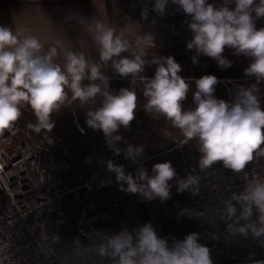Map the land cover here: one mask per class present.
I'll return each mask as SVG.
<instances>
[{
    "label": "clouds",
    "instance_id": "1",
    "mask_svg": "<svg viewBox=\"0 0 264 264\" xmlns=\"http://www.w3.org/2000/svg\"><path fill=\"white\" fill-rule=\"evenodd\" d=\"M169 3L190 17L188 28L192 39L187 42V48L195 50L191 57L194 64L202 54L213 58L221 69L231 67L232 61L223 56L227 47L234 49L235 55L251 59L244 69L246 76L254 77L257 84L264 81V27H256V20L264 18V0H222L219 5L208 0H154L151 9L163 15ZM148 13L149 4L145 3L142 19L146 20ZM79 22L94 34L99 62L89 60L82 52L65 50L61 66L54 62L58 55L56 46L44 51L37 37L30 34L21 37L11 27L0 26V135L13 128L25 105L36 118L28 127L40 133L54 128L52 115L66 104L79 100L83 106L99 96V106L86 111V124L102 131L108 145L119 154L120 149L114 145L121 136L116 133L121 127L127 129L134 119L137 94L129 88L118 92L109 89L110 79L102 68L110 64L120 77L144 81L146 111L163 116L178 128L185 143L197 141L201 171L222 162L226 169L240 173L249 162L264 158V147H261L264 109L260 106L256 84L238 88L234 100L228 102L214 96L216 76H201L194 80L195 107L184 110L183 102L192 81L178 74L182 67L173 56H153L151 63L157 65L154 77L141 76L147 63V47L153 44L151 35L138 37L133 49L123 32L117 33L103 21ZM56 44L63 48L60 41ZM129 52L128 56L121 55ZM142 153V147L128 146L125 158L135 162ZM107 170L115 173L121 190L140 194L147 200L169 199L172 187L169 182L177 177L171 162L167 161L154 164L151 174L144 167L138 168L134 175L126 174L122 165L117 166L111 160L107 162ZM244 181L242 191L232 193L223 201L221 220L226 222L229 232L246 237L251 234L259 239L264 237V180L249 179L245 174ZM199 183L198 175L189 174L176 180L177 191L191 190L196 194ZM97 237L91 248L94 256L106 264H213L210 249L198 242L196 232L182 240H173L171 245L166 238L158 236L151 223L132 231L124 228L115 234L99 233ZM254 264H264V261L256 260Z\"/></svg>",
    "mask_w": 264,
    "mask_h": 264
},
{
    "label": "built area",
    "instance_id": "2",
    "mask_svg": "<svg viewBox=\"0 0 264 264\" xmlns=\"http://www.w3.org/2000/svg\"><path fill=\"white\" fill-rule=\"evenodd\" d=\"M144 35L153 37V44L147 47V51L152 50L156 45L154 33L137 34L134 48L137 38ZM227 81L238 88L250 87L238 79ZM255 83L252 78L251 84ZM234 98L230 96L228 102ZM184 142L185 139H180L176 145L181 147ZM128 146L136 147L130 140L116 142L114 147L120 149L117 154L103 139L97 160L82 166L74 151L60 138L50 143L19 120L11 130H5L0 135V264H74L63 262L56 249L62 226L74 215L64 205L71 194H77L71 230V250L76 264L102 262L91 248L99 233L115 234L124 228L132 231L146 224L132 220L137 211L132 197L119 192L103 193L117 182L115 173L107 170L109 160L122 165L126 172L128 165L144 159L142 154L135 162L123 161ZM189 174L200 177L199 191L196 194L190 191L201 228L198 242L210 249L213 264L264 261V237L233 234L220 216L223 201L243 190L245 174L249 179L264 180V164L246 165L236 173L219 163L204 171L188 172L183 178ZM171 193H178L177 185ZM170 204L177 208L178 200L172 197ZM156 232L161 235L160 231Z\"/></svg>",
    "mask_w": 264,
    "mask_h": 264
},
{
    "label": "crops",
    "instance_id": "3",
    "mask_svg": "<svg viewBox=\"0 0 264 264\" xmlns=\"http://www.w3.org/2000/svg\"><path fill=\"white\" fill-rule=\"evenodd\" d=\"M153 2L154 0H0V26L11 27L21 37L28 34L37 37L44 45V51L51 46H56L58 55L54 62L61 66L64 63L65 50L82 52L89 60L99 62V46L94 41V34L87 31L86 25H81L79 22L81 20L87 23H91L92 20H101L106 25L115 28L117 33L123 32L132 45L137 34L154 33L156 45L146 53L147 63L141 76L149 79L154 77L157 65L151 63L153 56H173L182 67V71L178 74L192 81L190 91L183 102L184 110L195 107L193 102V93L196 90L194 80L201 76L214 75L217 77L218 84L215 86L214 96L225 101H228L230 96L235 97L238 89L237 86L228 83V79H238L244 86L253 85L251 79L254 77L246 76L244 72V69L251 63V59L244 55H235L234 49L225 48L223 56L232 61L231 67L226 69H221L213 58L202 54L198 57L199 62L194 64L191 57L195 55V50L187 48V42L192 39V33L188 28L190 17L186 16L182 10H177V6L171 3L167 6L165 14L158 15L151 9ZM208 2L219 5L222 0H208ZM145 3L149 4L146 20L141 17V10ZM256 27L258 29L264 27V18L256 20ZM56 41H60L63 48L57 45ZM133 49H135L134 45ZM130 54L131 52L121 55ZM102 71L110 79L109 89L111 91L118 92L121 88H129L135 90L137 94L134 119L140 118L139 121L130 133L121 127L116 135H120L121 140H124L123 137L127 138L126 140L132 141L136 147L146 150V145L140 140H134L132 135L139 128H160L162 132L154 142L161 144L160 150L165 155L163 161L171 162L177 173L176 180L182 179L188 172L200 170L201 153L198 150L197 141L193 139L187 143L184 142L181 147L177 146L178 140L185 139L181 131L173 127L163 116L145 110L147 100L143 96L144 81L131 76L122 78L114 72L110 64L104 66ZM255 84L259 89L257 95L260 99V106L264 109V81ZM69 97H71L70 91ZM100 99L98 96L95 101H90L83 106L79 100H73L72 103L66 104L58 113L52 115L55 124L51 130L52 134L67 143L81 159L89 156L90 159L97 160L101 143L105 139L102 131L93 130L86 124V111L98 107ZM23 109L36 120L30 107L25 105ZM43 139L55 138L48 135ZM219 163L222 162L216 164ZM260 164H264V158L254 159L247 165ZM125 194L129 195L127 192ZM177 200L179 202V199ZM180 200L181 205L186 210L188 207L190 214L194 216L196 225L193 227H199L196 207L192 202V192L190 190L181 192Z\"/></svg>",
    "mask_w": 264,
    "mask_h": 264
},
{
    "label": "rangeland",
    "instance_id": "4",
    "mask_svg": "<svg viewBox=\"0 0 264 264\" xmlns=\"http://www.w3.org/2000/svg\"><path fill=\"white\" fill-rule=\"evenodd\" d=\"M139 128L137 129V132H135L132 137L134 140H140L146 145V150H143V156L144 159L140 162L130 164L127 167L126 174L132 173L133 175L136 173L137 169L140 167H144L148 170L149 174H151L152 166L156 163H162L165 162V155L161 152V144H157L154 142V140L158 139L159 134H161L162 130L157 128ZM126 140L127 138H124ZM155 143V144H154ZM156 151H159L156 153ZM161 154V155H160ZM77 155V154H76ZM79 162L82 166L85 165H91L96 160H92L87 156L88 158L81 159L80 156L77 155ZM123 161L127 162L129 159H126L122 156ZM86 160H90L89 162H86ZM172 187L170 189V198H176L179 199L180 204H178L177 208H174L170 204V198L161 201L158 197L152 200L145 199L140 194H129L135 201L137 206V211L135 215L132 216V220L134 222L143 221L145 223H151L157 224V227H154L155 231H160L161 235L160 237H170L174 235H178L180 240L183 239L182 235L191 229H193L196 225L194 216H192L190 211L187 210L181 205L180 200V194L181 192H178L177 194H172L171 190L174 186H176V178H174L172 181L169 182ZM125 188L127 185H123ZM111 192H119L125 194V191L121 190V184L116 182L115 185H113L111 188L105 190L103 193H111ZM194 204V200H192ZM188 203V202H187ZM64 205L73 211L74 215L73 218H71L70 224L72 223V220L75 219L76 211H77V194H71L68 196V198L65 199ZM188 206V204H187ZM195 206V204H194ZM193 206L191 207V209ZM193 210V209H192ZM196 210V209H195ZM71 216V217H72ZM243 264H254V263H243Z\"/></svg>",
    "mask_w": 264,
    "mask_h": 264
},
{
    "label": "trees",
    "instance_id": "5",
    "mask_svg": "<svg viewBox=\"0 0 264 264\" xmlns=\"http://www.w3.org/2000/svg\"><path fill=\"white\" fill-rule=\"evenodd\" d=\"M22 111V116L19 118V121L23 122L25 125H29V124H34L36 122V120L29 115L23 108L21 109ZM140 118H135L131 123L130 126L126 129L127 133H130L134 128V126L136 125V123L139 121ZM38 137H47L48 135L57 139L51 131H47V130H42L40 133H36ZM73 218V216L71 217ZM71 221V219L69 220V222ZM73 221L70 224L69 222L67 224H65L64 226H62L61 228V240L60 242L57 244L56 249L57 252L59 253L60 257L62 258V261L67 263V262H73L74 264H76L75 262V258L73 255V252L71 250V230L73 227ZM192 232H196V233H200L201 232V228L197 227V228H193L190 231L184 233L182 235V237L184 238L187 234L192 233ZM178 235H174V236H170V237H162L161 238H166L168 240L169 245L172 244L173 240H180ZM100 264H106L105 261H102Z\"/></svg>",
    "mask_w": 264,
    "mask_h": 264
},
{
    "label": "water",
    "instance_id": "6",
    "mask_svg": "<svg viewBox=\"0 0 264 264\" xmlns=\"http://www.w3.org/2000/svg\"><path fill=\"white\" fill-rule=\"evenodd\" d=\"M55 139H49L48 142L53 143Z\"/></svg>",
    "mask_w": 264,
    "mask_h": 264
}]
</instances>
